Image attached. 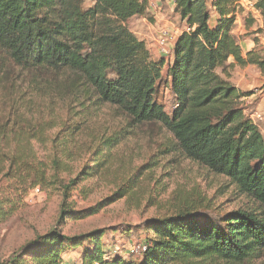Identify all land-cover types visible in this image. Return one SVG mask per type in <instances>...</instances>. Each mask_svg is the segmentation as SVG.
Listing matches in <instances>:
<instances>
[{"label":"trees","instance_id":"obj_1","mask_svg":"<svg viewBox=\"0 0 264 264\" xmlns=\"http://www.w3.org/2000/svg\"><path fill=\"white\" fill-rule=\"evenodd\" d=\"M91 1L84 9L83 0H0V220L22 207L34 188L59 191V228L129 195L133 187L117 184L93 207L75 210L69 203L80 180L107 174L112 149L125 140L99 124L108 109L132 129L159 124L186 160L225 178L256 208L217 220L191 210L148 219L149 236L141 239L146 250L137 260L109 255L102 245L106 229L72 237L56 229L5 264H61L76 249L81 264H264V139L239 105L253 93H239L229 82L235 66H254L264 77V54L255 48L243 56L232 34L236 14L244 11L239 0L174 1L188 30L177 38L165 76L164 60L153 61L126 26L146 16L149 0ZM247 1L264 27V0ZM210 11L217 16L213 28ZM163 77L171 115L157 98ZM60 156L81 164L68 182L60 177L67 171Z\"/></svg>","mask_w":264,"mask_h":264},{"label":"rangeland","instance_id":"obj_2","mask_svg":"<svg viewBox=\"0 0 264 264\" xmlns=\"http://www.w3.org/2000/svg\"><path fill=\"white\" fill-rule=\"evenodd\" d=\"M92 4L91 0H83L84 9ZM159 4L172 29L182 32L183 25L174 9L172 11V4H167L166 0H159ZM252 27L255 28L254 25ZM233 72L236 74L238 70L232 69L230 74ZM258 72L256 67L254 72L251 71L256 81L253 91L264 94V84L258 83ZM237 78L234 75V79ZM164 79L159 82L157 98L165 112L171 115L173 100ZM257 99L240 101L239 105L244 115L262 130L264 139V114L262 108L257 107ZM256 113L261 115V122L257 121ZM100 120L99 124H104L111 133L121 132L125 140L112 149L113 162L107 174L80 180L71 192L69 203L75 210L93 207L116 192L117 184L133 187L129 195L105 207L95 216L78 221L66 220L60 228L57 225L61 202L58 190L54 189L50 193L43 191L27 202L24 200L23 206L11 217L0 220V264H5L11 254L33 242L36 237L56 229L69 237L106 229L108 232L102 239L105 250L117 251L124 256V247L128 242H137L149 236L143 228V223L148 219L170 215L175 211L191 210L217 220L236 209L256 208L250 199L240 195L225 178L213 175L202 166L186 160L175 146L172 136L159 124L132 129L127 119L114 109H108ZM36 149L40 156L46 155V151L38 145ZM60 160L67 167V171L61 173V179L64 182L74 179L81 164L76 159L74 161L61 156ZM78 251L68 252L72 253L70 257L73 262L70 264H81V250Z\"/></svg>","mask_w":264,"mask_h":264},{"label":"crops","instance_id":"obj_3","mask_svg":"<svg viewBox=\"0 0 264 264\" xmlns=\"http://www.w3.org/2000/svg\"><path fill=\"white\" fill-rule=\"evenodd\" d=\"M166 0V3H171L172 4V11L174 9V1L175 0ZM239 3L241 4V7L243 8V12L236 14V19H235V26L232 31L233 35L237 38V41L240 45V48L242 50L243 56L253 50V49H258L262 50L264 54V27L262 20L259 16V14L251 7L248 5L247 0H239ZM170 5V4H169ZM162 5L159 4V0H149L148 1V6H147V11H146V16H141V17H133L129 19L126 22L127 28L132 32L139 40L143 41L145 43V46L149 52V55L153 61H158L163 59L164 60V67H163V75L165 76V73L169 67V65L172 63L173 60V55L169 58L163 57L158 50L157 47V36L158 33L161 29H172L173 27L170 25L168 18L163 14L162 12ZM178 17V15L176 14ZM252 18L255 23L253 24L254 27H247L245 25V20L248 18ZM217 20V16L213 11H210V20H209V27L213 28L215 26ZM183 25V31L185 30V25ZM256 29L262 30L263 32L261 34H258ZM182 33V32H181ZM174 46V45H173ZM173 49V47H172ZM229 63H233V60L230 59ZM234 71L238 70V73L230 74L229 82L237 89L239 93H253V84L254 81L251 71L254 72V66H247L244 68H240L235 66ZM234 75L238 77L237 79H234ZM258 76V83L260 85L264 84V77L261 76L260 72L257 74ZM261 76V77H260ZM260 78V79H259ZM253 98H258V103L257 107L260 109L262 108V113L264 114V94L261 92H254L251 96L249 97H243L240 99V101L243 102H248L250 100H253ZM261 114V113H260ZM262 132V130L260 129ZM263 133V132H262ZM78 250L81 249H76L74 252H79ZM72 253H66L62 256V263L61 264H70L73 262V259H71L70 255ZM80 254V262L82 263V258H81V252ZM66 258V260H63ZM66 261V262H65Z\"/></svg>","mask_w":264,"mask_h":264},{"label":"built area","instance_id":"obj_4","mask_svg":"<svg viewBox=\"0 0 264 264\" xmlns=\"http://www.w3.org/2000/svg\"><path fill=\"white\" fill-rule=\"evenodd\" d=\"M241 5V4H240ZM248 5L252 7V4L248 2ZM188 30V29H186ZM181 34V32L177 31V29H161L158 33L157 36V40H156V44L159 50V53L165 57V58H169L172 54V47L175 44L177 38L179 37V35ZM255 117L257 119V121L261 122L262 121V117L261 115H259L258 113L255 114ZM39 194H42L39 188H34L33 190L30 191L29 195L27 196V200H25L26 202L28 200L31 199V197H35V196H39ZM126 245V244H124ZM125 251H126V255L122 256L120 253H118L117 251H108L109 255H120L123 258H131V259H139L142 254L145 252L146 250V244L144 243V240H140L137 242H128L127 246L124 247Z\"/></svg>","mask_w":264,"mask_h":264}]
</instances>
